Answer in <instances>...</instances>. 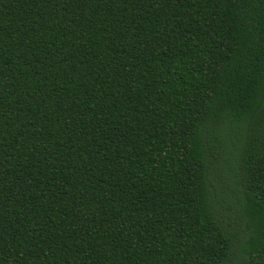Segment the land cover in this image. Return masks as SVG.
<instances>
[{"label":"trees","instance_id":"trees-1","mask_svg":"<svg viewBox=\"0 0 264 264\" xmlns=\"http://www.w3.org/2000/svg\"><path fill=\"white\" fill-rule=\"evenodd\" d=\"M0 264H264V0H0Z\"/></svg>","mask_w":264,"mask_h":264},{"label":"rangeland","instance_id":"rangeland-1","mask_svg":"<svg viewBox=\"0 0 264 264\" xmlns=\"http://www.w3.org/2000/svg\"><path fill=\"white\" fill-rule=\"evenodd\" d=\"M213 163L215 166L217 165L213 168V187H216V194H218L221 199L235 196L233 192L236 179L234 172L228 165H225L224 162L218 163L217 158L213 159Z\"/></svg>","mask_w":264,"mask_h":264}]
</instances>
